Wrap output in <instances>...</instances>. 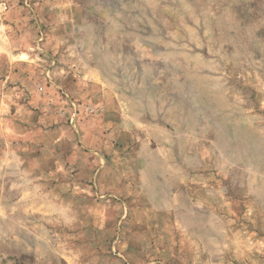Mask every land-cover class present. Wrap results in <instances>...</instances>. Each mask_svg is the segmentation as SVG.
Instances as JSON below:
<instances>
[{"label":"rangeland","instance_id":"1","mask_svg":"<svg viewBox=\"0 0 264 264\" xmlns=\"http://www.w3.org/2000/svg\"><path fill=\"white\" fill-rule=\"evenodd\" d=\"M47 3L0 10V264H264V0Z\"/></svg>","mask_w":264,"mask_h":264},{"label":"crops","instance_id":"2","mask_svg":"<svg viewBox=\"0 0 264 264\" xmlns=\"http://www.w3.org/2000/svg\"><path fill=\"white\" fill-rule=\"evenodd\" d=\"M30 4L29 6H26L23 4L22 7L19 8H13L9 12H7V20L9 23H18V24H23V28L25 27L26 30L31 27H35V22H33L34 18V7L36 8V13L38 14L37 16L40 18V20H37V23L39 22H44L43 17H42V9L44 6L48 5V0H43V1H38V2H33L32 0L29 1ZM23 16V18H22ZM18 17H20L18 19ZM17 20V21H15ZM27 26V27H26ZM25 29H23L24 31ZM28 46H26V43H24L23 40V55H31L30 52L27 50ZM26 63L23 62V70L26 68ZM24 77V76H23ZM23 80H26V77L23 78Z\"/></svg>","mask_w":264,"mask_h":264},{"label":"built area","instance_id":"3","mask_svg":"<svg viewBox=\"0 0 264 264\" xmlns=\"http://www.w3.org/2000/svg\"><path fill=\"white\" fill-rule=\"evenodd\" d=\"M15 1L16 0H0V10L3 12V13H7L9 12L14 4H15ZM30 0H23V4H25L26 6H29Z\"/></svg>","mask_w":264,"mask_h":264}]
</instances>
